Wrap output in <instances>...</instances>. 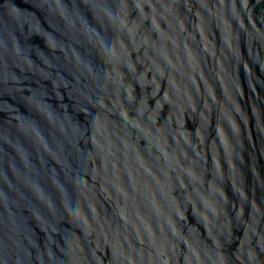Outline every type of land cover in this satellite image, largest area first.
<instances>
[{"label":"water","instance_id":"obj_1","mask_svg":"<svg viewBox=\"0 0 264 264\" xmlns=\"http://www.w3.org/2000/svg\"><path fill=\"white\" fill-rule=\"evenodd\" d=\"M0 264H264V0H0Z\"/></svg>","mask_w":264,"mask_h":264}]
</instances>
